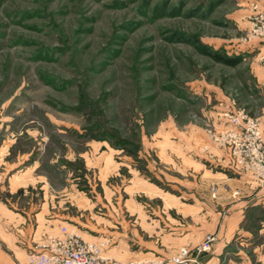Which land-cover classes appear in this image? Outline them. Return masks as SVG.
<instances>
[{"label": "rangeland", "instance_id": "1", "mask_svg": "<svg viewBox=\"0 0 264 264\" xmlns=\"http://www.w3.org/2000/svg\"><path fill=\"white\" fill-rule=\"evenodd\" d=\"M263 3L258 10L252 0H0V132L45 137L42 168L53 184L66 182L90 198L102 188L80 155L102 143L118 150L117 160L127 154L148 182L150 233L162 215L171 223L194 204V214H203L199 200L211 212L227 209L210 200L201 166L183 156L172 162L171 151L197 152L190 158L202 161L206 140L223 145L217 138L226 111L260 122L264 93L252 69L264 65V36H254L252 26ZM207 48L241 61L219 62ZM129 177L123 168L110 178L117 194ZM172 194L185 203L173 207ZM68 211L74 218L76 208ZM243 225L260 247L248 256L264 264L263 210L248 208ZM151 249L129 260L106 254L159 259Z\"/></svg>", "mask_w": 264, "mask_h": 264}, {"label": "crops", "instance_id": "2", "mask_svg": "<svg viewBox=\"0 0 264 264\" xmlns=\"http://www.w3.org/2000/svg\"><path fill=\"white\" fill-rule=\"evenodd\" d=\"M252 1L262 3V0ZM259 42L258 46L262 44ZM254 64L252 73L258 77L259 92L264 93V65ZM258 114L264 139V105ZM37 136L29 131L0 132V264H29L30 254L40 251L49 236H60L64 225L75 228L91 242L107 239L109 246L104 248L105 253L127 260L141 256L142 247L149 245L152 252L159 255L157 258L165 261L162 264H177L170 259L182 248L194 251L206 235L215 234L212 251L199 256L198 262L187 264L254 263L247 251L250 247L258 251L260 247L252 241L254 231L248 230L243 222L248 208H260L264 212V189L249 173L235 165L229 146L207 138L206 144H209L204 149L202 161L190 158L192 155L198 157L197 152L188 156L179 147L172 149L170 159L181 161L180 156H183L188 162L199 164L203 169V181L214 189L210 200L217 205H229L228 208L211 212L207 202L199 200L195 203L202 204L198 212L203 214H194L197 210L194 204L184 208L182 213L179 211L171 223L162 215L157 219L162 223L150 233L148 182L141 171L135 169L131 157L124 154L123 159L117 160L118 150L104 143L98 147L94 143L96 148L83 152L80 156L88 169L95 172L102 188V193L90 198L80 188L69 187L66 182L60 187L53 184L50 174L42 168L41 157L46 151L47 140ZM123 168L128 169L130 177L123 186L124 194L120 195L110 178ZM181 197L172 194L168 200L175 207L185 203ZM160 198L167 204L164 195ZM70 207L77 210L74 218L69 216ZM149 233L157 235V240L149 241Z\"/></svg>", "mask_w": 264, "mask_h": 264}, {"label": "built area", "instance_id": "3", "mask_svg": "<svg viewBox=\"0 0 264 264\" xmlns=\"http://www.w3.org/2000/svg\"><path fill=\"white\" fill-rule=\"evenodd\" d=\"M254 8L261 9L256 3ZM263 9L252 26L254 36H264ZM224 115L228 125L217 139L223 145L230 147L236 166L249 173L250 177L264 189V139L260 122L243 110L226 111ZM215 240V234H208L194 251L182 248L170 260L177 264L198 262L199 256L212 251ZM105 244L104 241L85 240L75 228L64 225L61 227L60 236H49L40 251L30 254L29 264H162L165 262L162 258L126 262L107 255L104 251Z\"/></svg>", "mask_w": 264, "mask_h": 264}, {"label": "trees", "instance_id": "4", "mask_svg": "<svg viewBox=\"0 0 264 264\" xmlns=\"http://www.w3.org/2000/svg\"><path fill=\"white\" fill-rule=\"evenodd\" d=\"M203 52L210 55L215 60L222 62V63L229 64V65H236L241 61L240 56L232 57V56L223 54V52L220 53L217 50H212V49L207 48V49H204ZM119 147L126 149V145L124 144H121Z\"/></svg>", "mask_w": 264, "mask_h": 264}]
</instances>
